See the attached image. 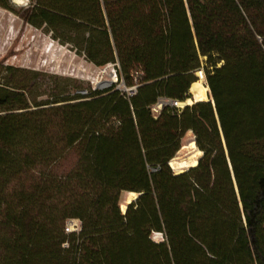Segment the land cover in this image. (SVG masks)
Segmentation results:
<instances>
[{
  "label": "trees",
  "instance_id": "obj_1",
  "mask_svg": "<svg viewBox=\"0 0 264 264\" xmlns=\"http://www.w3.org/2000/svg\"><path fill=\"white\" fill-rule=\"evenodd\" d=\"M25 19L138 88L32 103L0 82V264H264V0H31ZM198 70L209 99L155 115ZM188 132L202 155L178 173Z\"/></svg>",
  "mask_w": 264,
  "mask_h": 264
},
{
  "label": "rangeland",
  "instance_id": "obj_2",
  "mask_svg": "<svg viewBox=\"0 0 264 264\" xmlns=\"http://www.w3.org/2000/svg\"><path fill=\"white\" fill-rule=\"evenodd\" d=\"M19 2L11 0V9L0 6V82L28 85L32 103L51 98L64 90L74 94L81 89L106 88L112 84L116 88L124 86L123 82H114L112 63L96 66L69 44L55 39L46 28H38L28 23L25 10L31 0ZM200 71L196 72L198 80L207 86L206 78L204 74L203 77L200 76ZM190 94L191 98H194L191 92ZM192 141L194 135L188 132L183 138L181 150L175 157L177 164L173 166L170 161L174 171H184L202 155L197 146H191ZM178 162H184L185 166L181 167ZM136 196L137 193L132 196L127 192L123 193V211L126 210L128 202ZM153 238L161 241L164 235L155 232Z\"/></svg>",
  "mask_w": 264,
  "mask_h": 264
},
{
  "label": "built area",
  "instance_id": "obj_3",
  "mask_svg": "<svg viewBox=\"0 0 264 264\" xmlns=\"http://www.w3.org/2000/svg\"><path fill=\"white\" fill-rule=\"evenodd\" d=\"M112 65L114 66V82L117 83L119 81V77H118V73H117V66H118V63H112ZM200 76L203 77V71L201 70L200 71ZM120 82H123V81H120ZM124 83V82H123ZM138 88V85L135 84L133 86H126L124 84V86H118V89L124 91L128 96H131L133 95L136 90ZM166 104H170L174 107H177V108H183L187 103L186 102H181V101H177V100H170V99H166V98H161L159 99V101L153 105L152 107V111L155 115L159 114V112L161 111V109L163 108L164 105ZM82 228V223L79 219H76V218H70L67 220L66 222V227H65V230L67 233H71V232H80ZM67 245V244H65Z\"/></svg>",
  "mask_w": 264,
  "mask_h": 264
},
{
  "label": "bare ground",
  "instance_id": "obj_4",
  "mask_svg": "<svg viewBox=\"0 0 264 264\" xmlns=\"http://www.w3.org/2000/svg\"><path fill=\"white\" fill-rule=\"evenodd\" d=\"M14 1H15L16 3H20L19 0H14ZM190 92L194 95V98H189V99L186 101L187 104H193L194 102H197V101H203V100H208V99H209V96H208V94H209V87H208V86H205L204 84H202V82H201L200 80L195 81V82L191 85ZM191 146H192V147H196V144H195L194 141L191 142ZM199 152H200V150H199ZM188 163H189V162H188ZM197 163H198V160H195L191 166H195V165H197ZM171 164H172L173 166H174V164H177L175 158L172 159ZM178 164H180L181 167H182V166H183V167L185 166V163H184V162H182V163H179V162H178ZM177 167H178V165H177ZM182 170H183V169H182ZM129 195H130V196H132V195H136V193H135V192H131ZM125 207H126V206H125ZM124 210H125V209H124Z\"/></svg>",
  "mask_w": 264,
  "mask_h": 264
},
{
  "label": "water",
  "instance_id": "obj_5",
  "mask_svg": "<svg viewBox=\"0 0 264 264\" xmlns=\"http://www.w3.org/2000/svg\"><path fill=\"white\" fill-rule=\"evenodd\" d=\"M136 198H137V196H136L134 199H136ZM132 201H133V200H132ZM132 201H129L128 203H131ZM126 209H127V207H126ZM125 211H126V210H125ZM125 211H124V212H125Z\"/></svg>",
  "mask_w": 264,
  "mask_h": 264
}]
</instances>
